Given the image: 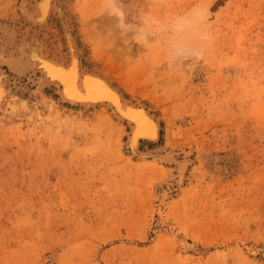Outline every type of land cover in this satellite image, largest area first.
Instances as JSON below:
<instances>
[{
	"label": "rangeland",
	"instance_id": "1",
	"mask_svg": "<svg viewBox=\"0 0 264 264\" xmlns=\"http://www.w3.org/2000/svg\"><path fill=\"white\" fill-rule=\"evenodd\" d=\"M22 1L0 0V28L23 31ZM61 1L84 66L150 108L148 147L177 164L0 65V264H264V0Z\"/></svg>",
	"mask_w": 264,
	"mask_h": 264
},
{
	"label": "bare ground",
	"instance_id": "2",
	"mask_svg": "<svg viewBox=\"0 0 264 264\" xmlns=\"http://www.w3.org/2000/svg\"><path fill=\"white\" fill-rule=\"evenodd\" d=\"M109 1L108 7L111 14L121 17V10L114 5L113 1ZM63 2L61 0H35L29 6V1L28 3L25 0L22 1L19 9L23 13L22 20L26 22L22 24L23 31L11 30L7 27L0 28V33L4 35L0 40L2 50L6 51L13 42L15 44L13 49H7L9 55L5 52V56L4 51L0 53V65L7 64L6 67L10 69L9 72L13 79H27L34 83L38 91L47 88L54 89L63 104L81 109L102 108L109 111L117 120L128 125L125 147L130 157H135L137 161L175 164L177 160L173 151L167 148L165 151L164 148L151 149L148 147L149 144H159L161 140L160 120L150 108L126 97L112 82L111 76L106 71L93 70L95 68L84 66L82 49L74 33L72 15ZM196 15L199 19L205 16L203 14L201 16L200 11ZM52 18L57 19L62 33L61 37ZM23 32L31 33L24 34ZM51 35L56 36V41L63 38V48L61 44L54 42V37ZM180 48L181 46H177V49ZM85 73L89 75L84 77ZM91 76H100L112 91L103 90L99 81ZM98 93L107 95L108 100L92 98ZM138 129L144 134L138 136ZM178 163V166L172 170L173 175L175 176L176 173V177H179L181 181L185 178L187 169L193 160L186 158ZM262 252L264 254V250Z\"/></svg>",
	"mask_w": 264,
	"mask_h": 264
},
{
	"label": "water",
	"instance_id": "3",
	"mask_svg": "<svg viewBox=\"0 0 264 264\" xmlns=\"http://www.w3.org/2000/svg\"><path fill=\"white\" fill-rule=\"evenodd\" d=\"M7 68H8V67H7ZM87 75H89V74H87V73L83 74L84 77L87 76ZM91 78H95V79H97V80L99 81V85H100V87H101L103 90H105V91H112V90H110L109 86H108V85L102 80V78H101L100 76H91ZM112 93H113V92H112ZM106 96H107V95H105L104 93H98V94L92 96V98L100 99V100H102V99H104V100H108L107 98H109V97H106ZM89 98H91V97H89Z\"/></svg>",
	"mask_w": 264,
	"mask_h": 264
},
{
	"label": "snow or ice",
	"instance_id": "4",
	"mask_svg": "<svg viewBox=\"0 0 264 264\" xmlns=\"http://www.w3.org/2000/svg\"><path fill=\"white\" fill-rule=\"evenodd\" d=\"M142 134H144L143 131L140 130V129H138V133H137V135L139 136V135H142Z\"/></svg>",
	"mask_w": 264,
	"mask_h": 264
},
{
	"label": "crops",
	"instance_id": "5",
	"mask_svg": "<svg viewBox=\"0 0 264 264\" xmlns=\"http://www.w3.org/2000/svg\"><path fill=\"white\" fill-rule=\"evenodd\" d=\"M53 21V20H52Z\"/></svg>",
	"mask_w": 264,
	"mask_h": 264
}]
</instances>
